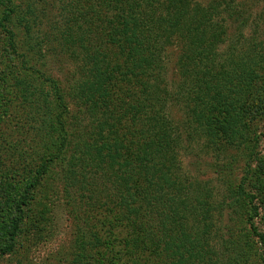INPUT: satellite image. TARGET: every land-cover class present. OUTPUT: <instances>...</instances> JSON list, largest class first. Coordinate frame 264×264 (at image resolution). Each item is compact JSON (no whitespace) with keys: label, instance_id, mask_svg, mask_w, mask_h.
I'll return each mask as SVG.
<instances>
[{"label":"trees","instance_id":"obj_1","mask_svg":"<svg viewBox=\"0 0 264 264\" xmlns=\"http://www.w3.org/2000/svg\"><path fill=\"white\" fill-rule=\"evenodd\" d=\"M14 1L0 0V262L50 240L59 168L68 264H251L259 250L264 264V0ZM15 17L24 48L72 67L63 80L18 52ZM183 148L215 160L210 179L181 168Z\"/></svg>","mask_w":264,"mask_h":264},{"label":"rangeland","instance_id":"obj_2","mask_svg":"<svg viewBox=\"0 0 264 264\" xmlns=\"http://www.w3.org/2000/svg\"><path fill=\"white\" fill-rule=\"evenodd\" d=\"M22 0H15V5L20 6L22 13L24 14L23 9L25 6L21 4ZM47 2L50 0H46ZM211 0H194L193 3L198 4H208ZM40 6V5H38ZM42 6L45 7V4H42ZM256 7V8H255ZM254 7V12L253 14H256L258 7L260 6H255ZM0 10L2 11L3 8L0 5ZM39 8L36 9V12L38 13ZM53 10L50 11V13ZM3 12V11H2ZM1 12V13H2ZM55 12L52 13L51 16H56L54 14ZM39 14V13H38ZM50 15L48 14V10L45 11L41 21L43 25H45V21L49 19ZM2 15H0L1 19ZM30 17L25 16V21H28ZM229 27V33H231V37L235 35L236 29H234V26L231 25L230 23ZM47 26V25H46ZM233 26V27H231ZM7 27H10L7 24ZM48 27V26H47ZM12 32L15 34V42L18 44L19 47H17L18 52L24 53L28 60L30 59V65L36 68L37 70L46 73L47 75H52L54 77H58L60 80H63L62 74H65L66 72H69V70H72V67L70 65H67L66 63L64 65H58L56 61L52 60V58L48 55H44V58L42 61H40V56H39V50H32L30 51L28 46L31 45L34 41L32 38V34L30 32L27 34L26 32V27L21 24V20L18 17H15V19L12 20V26L10 27ZM43 28V27H42ZM37 29V28H36ZM35 29V30H36ZM42 30V29H41ZM34 30L32 31V33ZM41 32V31H40ZM243 35L245 37L248 36V33H244ZM7 38H3L0 35V49L6 47L7 43ZM28 43V45H26ZM27 47V48H24ZM20 50V51H19ZM169 71H168V79L169 82H175L177 80V69H176V62L178 59V54L179 50L176 48V45L172 46L169 50ZM221 54L224 52V48L220 49ZM47 56V57H46ZM220 63L223 61L224 65L222 67H216L215 73L220 75L225 74V71L230 69L227 64V59L225 57L221 56L219 58ZM63 64V63H61ZM232 71V70H229ZM229 73V72H228ZM217 77V78H218ZM216 80H220L217 79ZM260 86V85H259ZM171 104H173L171 106ZM180 105H177L175 103H169L167 104V107H165V110L163 115L168 116V117H178V112L177 109L180 110ZM195 148H199L196 146ZM182 152L180 153L178 159L181 163V168L186 171V173L189 174L191 177H200L202 173H206L203 179H210L211 174H210V169L213 170L216 166V162L214 159L206 158L203 157L202 154H198L196 152L195 154L193 153H188L187 149H181ZM257 152L260 154L261 158L264 157V139H261L260 142L258 143V149ZM256 163H254L252 166L254 167ZM208 169V170H207ZM60 169L56 168L55 173H56V179L58 182H56V185H54V192L51 195L50 198V208H51V214H50V240L48 243L42 242L38 245L35 243H23L24 249H22L21 253H18V256L14 258H8L4 259L0 264H68V262L72 259V252H73V246H72V241H73V233H74V223L72 222L70 218V214L68 212V209L65 206V198H64V191L62 187V183L59 181L60 176L58 177ZM219 199H216L218 201ZM228 211L225 213V216L227 215ZM262 216L259 219L255 220V224H257L258 231L264 234V222L262 221ZM226 224V219L224 217L223 221L217 220L215 223V227L218 228V225L223 227ZM47 228V229H48ZM46 243V244H45ZM57 255V256H56ZM258 255L254 261H252L251 264H261V259L263 258V254H261V251H257ZM28 259V262L26 260ZM147 262V260H145Z\"/></svg>","mask_w":264,"mask_h":264}]
</instances>
